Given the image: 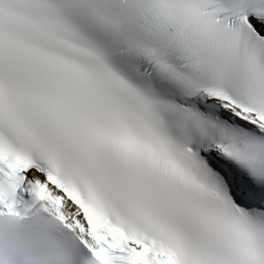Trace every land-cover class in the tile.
Returning <instances> with one entry per match:
<instances>
[{
  "label": "snow or ice",
  "instance_id": "obj_1",
  "mask_svg": "<svg viewBox=\"0 0 264 264\" xmlns=\"http://www.w3.org/2000/svg\"><path fill=\"white\" fill-rule=\"evenodd\" d=\"M0 264H264V0H0Z\"/></svg>",
  "mask_w": 264,
  "mask_h": 264
}]
</instances>
